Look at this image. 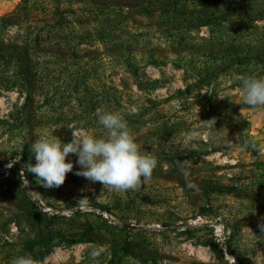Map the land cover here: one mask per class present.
<instances>
[{"label": "rangeland", "instance_id": "1", "mask_svg": "<svg viewBox=\"0 0 264 264\" xmlns=\"http://www.w3.org/2000/svg\"><path fill=\"white\" fill-rule=\"evenodd\" d=\"M52 15L61 19L60 37L97 60L161 62L145 67L146 80L154 82L149 96L124 68L100 66L120 90L127 78L132 98L153 105L151 121L128 125L141 153L157 160L134 188L117 190L76 175L75 154L67 158L73 171L59 187H45L27 171L35 164L37 138L69 143L81 126L106 138L97 109L120 111L106 110L101 100L87 104L86 89L72 85V58L53 53L32 54L47 64L38 68L45 80L34 86L35 104L24 109L30 22ZM79 20L84 26L74 25ZM256 27H264V0H0V264L19 256L34 264H264V108H241L244 91L232 88L233 76L217 78L210 93L180 94L197 82L186 77L185 63L232 57L206 52L219 44L264 42L252 32L235 35L237 28ZM127 46L133 51L120 52L121 58L116 49ZM254 71L264 77V68ZM210 99L214 107L226 104L222 117L209 118ZM83 198L87 205L79 207ZM38 213L48 219L43 227L54 216L62 219L35 232L30 225ZM55 238L63 244L42 256L41 240Z\"/></svg>", "mask_w": 264, "mask_h": 264}, {"label": "trees", "instance_id": "2", "mask_svg": "<svg viewBox=\"0 0 264 264\" xmlns=\"http://www.w3.org/2000/svg\"><path fill=\"white\" fill-rule=\"evenodd\" d=\"M58 15H52L50 18L43 16L42 20H33L30 22V27L28 32V38L24 45V70L26 73L24 74V84L27 86V100L24 109H30L36 102V96L39 95V89H34L37 84L42 83L45 80L42 73H39L38 68L45 67L47 64L40 63L37 57L32 56V54L37 53H53L52 56H60L67 55L71 57L68 61L71 64L74 73V78L72 80V85L74 89L82 88L86 89V97L84 101L87 104H91L92 102L102 101V104L105 105L106 110L108 108L117 109L119 108V113L126 119L128 125H134L140 123L144 120L151 121V116H148L152 113V106L147 107L144 101V97H140V99H133L135 93L131 89L129 83H125L124 80L121 81L122 89L120 90L117 86H115L109 77L107 78L101 74L103 68L100 66H111L114 65L116 68H124L126 71L124 73L131 77L133 80V84H135L138 90L146 95L151 92V88H154V82L150 83L149 80H146L145 76V67L150 65L161 64L155 59H150L146 61H139L135 59H117L116 61H106L97 60L92 54H90L89 50L80 49L75 43L69 42L71 40L62 39L61 33L63 32L59 27V22L61 19ZM28 19V18H27ZM26 19V20H27ZM221 25L224 21L219 22ZM73 22L68 23V25H73ZM85 23L82 21H75L76 26H84ZM58 25V27H57ZM120 31H117L119 33ZM249 32L252 35L259 36V40H264V27H256L254 30L249 31V29H236L235 35L246 36ZM77 40L75 36L72 37V40ZM91 47L89 46V49ZM218 51L222 53H232V57L225 58L220 57L215 60L206 59L202 61H190L185 63L186 65V77L188 79H197L195 86L189 85L187 89L184 91H180L181 95L192 94L190 91H194L196 89L207 90V92H211L213 81H215L219 77L229 76L230 78L233 76L235 78L233 82L232 88H239L243 90V81L249 77L257 76L262 77L260 74H257L254 71L255 67H259L260 69L264 68V42H259L256 44H237L233 43L230 45H217L214 49H206L208 51ZM67 51V52H66ZM118 55L121 57L122 54L120 52L128 51L132 52L133 49L130 46L122 47L116 49ZM55 54V55H54ZM122 58V57H121ZM46 78H49L46 76ZM239 78V79H236ZM39 88H42L39 85ZM217 92V90L215 89ZM214 93V92H212ZM127 94V95H126ZM125 95L128 101H123L122 97L125 98ZM215 97V96H214ZM144 101V103H143ZM210 105H207L208 116L209 118H220L225 113L224 107L222 103L213 106L214 101L210 99ZM213 102V103H212ZM257 106H250L244 104L241 106L242 109L245 110H253ZM260 108H264V106H259ZM211 109V110H210ZM216 109L218 111H216ZM215 111L217 113H215ZM246 122V119H242V122ZM39 218L34 221L33 225H30L32 231L35 232H44L45 230H49L53 221L62 219L58 216H54V218L50 219L49 227H43L41 222L43 220H48L44 214L38 213ZM41 241H45V243L38 248H45V253H42V256H46L50 254L53 249L56 247H60L63 244L61 239H56L50 241L48 239H43ZM80 242H89L86 241L84 237L79 238ZM77 243V240L73 241Z\"/></svg>", "mask_w": 264, "mask_h": 264}, {"label": "clouds", "instance_id": "3", "mask_svg": "<svg viewBox=\"0 0 264 264\" xmlns=\"http://www.w3.org/2000/svg\"><path fill=\"white\" fill-rule=\"evenodd\" d=\"M244 103L250 106H264V77L252 76L243 81ZM98 123L107 132L105 137L88 134L83 126L73 130V140L63 143L55 136H41L32 144L35 164L26 165L38 183L45 187H59L64 184L67 174L73 171L74 164L67 158L77 156L80 166L75 174L91 182H100L117 190L136 187L142 178L147 179L157 166L151 154H142L126 119L118 112L97 109ZM216 123L215 120L207 121ZM187 161L180 163L185 177ZM190 187L192 185H189ZM87 198L78 201L79 207H86ZM264 232V223L259 225ZM96 251L91 252L95 257ZM12 264H34L30 256L14 257Z\"/></svg>", "mask_w": 264, "mask_h": 264}, {"label": "water", "instance_id": "4", "mask_svg": "<svg viewBox=\"0 0 264 264\" xmlns=\"http://www.w3.org/2000/svg\"><path fill=\"white\" fill-rule=\"evenodd\" d=\"M24 175H25V178H26V176H27L26 172H24ZM227 256H230V254H229V253H227Z\"/></svg>", "mask_w": 264, "mask_h": 264}]
</instances>
